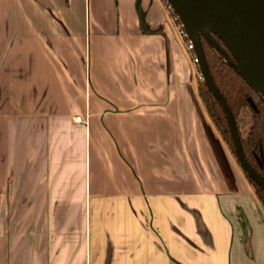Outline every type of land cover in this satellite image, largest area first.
Wrapping results in <instances>:
<instances>
[{"label":"crops","instance_id":"1","mask_svg":"<svg viewBox=\"0 0 264 264\" xmlns=\"http://www.w3.org/2000/svg\"><path fill=\"white\" fill-rule=\"evenodd\" d=\"M186 40L164 0H0V264H264Z\"/></svg>","mask_w":264,"mask_h":264},{"label":"water","instance_id":"2","mask_svg":"<svg viewBox=\"0 0 264 264\" xmlns=\"http://www.w3.org/2000/svg\"><path fill=\"white\" fill-rule=\"evenodd\" d=\"M193 45L200 76L220 103L240 167L262 190L264 178L245 158L226 100L208 71L200 36L257 92L264 102V0H165ZM221 40L224 48L212 37Z\"/></svg>","mask_w":264,"mask_h":264},{"label":"trees","instance_id":"3","mask_svg":"<svg viewBox=\"0 0 264 264\" xmlns=\"http://www.w3.org/2000/svg\"><path fill=\"white\" fill-rule=\"evenodd\" d=\"M170 12L180 25L179 20L171 8ZM180 30L185 39H187L182 27H180ZM212 37L224 48L220 39L213 34ZM200 42L208 71L226 100L234 119L243 154L252 167L264 178L263 98L225 61L223 55L208 42L205 36H200ZM198 92L211 120L221 134L229 150L236 158L227 119L220 103L207 89L203 80L198 82ZM242 171L253 186L257 196L264 204V196L261 188L248 177L243 169Z\"/></svg>","mask_w":264,"mask_h":264},{"label":"rangeland","instance_id":"4","mask_svg":"<svg viewBox=\"0 0 264 264\" xmlns=\"http://www.w3.org/2000/svg\"><path fill=\"white\" fill-rule=\"evenodd\" d=\"M165 1V0H164ZM166 5L168 6V4L166 3ZM169 8V7H168ZM169 10H170V8H169ZM174 17V16H173ZM174 19H175V23L177 24V27H178V31L181 33V34H183L182 32H181V30H180V27H181V25H179V23H177V21H176V18L174 17ZM186 45H187V40H186ZM186 45H185V47H186ZM187 49V48H186ZM188 51V50H187ZM189 53H190V57H191V59H192V63H193V69H194V73H195V76H196V80H197V87H198V82L200 81V80H202V78H201V76H200V73H199V70H198V67H197V64H195L194 62H193V58H192V54H191V52L190 51H188ZM199 93V92H198ZM228 147V146H227ZM229 149V148H228Z\"/></svg>","mask_w":264,"mask_h":264},{"label":"built area","instance_id":"5","mask_svg":"<svg viewBox=\"0 0 264 264\" xmlns=\"http://www.w3.org/2000/svg\"><path fill=\"white\" fill-rule=\"evenodd\" d=\"M186 48H187L188 51L191 52V54H192V58H193V62H194L195 64H197V60H196V57H195V55H194V51H193V45H192V43H191L189 40H187ZM75 119H76L77 121H79V120H80V117H79V116H76Z\"/></svg>","mask_w":264,"mask_h":264}]
</instances>
